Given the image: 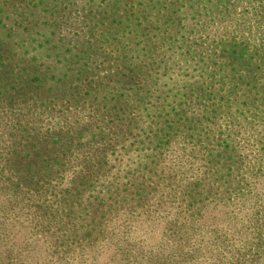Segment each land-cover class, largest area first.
Returning <instances> with one entry per match:
<instances>
[{
    "label": "rangeland",
    "instance_id": "374dc122",
    "mask_svg": "<svg viewBox=\"0 0 264 264\" xmlns=\"http://www.w3.org/2000/svg\"><path fill=\"white\" fill-rule=\"evenodd\" d=\"M110 1L0 0L54 32L1 68L0 264H264V0ZM24 123L67 141L16 170Z\"/></svg>",
    "mask_w": 264,
    "mask_h": 264
},
{
    "label": "trees",
    "instance_id": "16d2710c",
    "mask_svg": "<svg viewBox=\"0 0 264 264\" xmlns=\"http://www.w3.org/2000/svg\"><path fill=\"white\" fill-rule=\"evenodd\" d=\"M104 1H107V0H104ZM127 1L136 2L137 0H118L119 4L117 3V0L110 1V2H112L114 5H116V7H121V6L125 5L127 3ZM141 1H147V0H141ZM110 2H107V3L109 4ZM53 3H56V0H53ZM139 4H141V3H138V5ZM149 4H151V6L153 8L155 7V4H153V3H149ZM141 6H143V5H141ZM144 6H146V5H144ZM41 7H42V9H41L42 12H46L48 10V8L45 4H42ZM108 7H110V6L106 5V8H108ZM138 7L139 6L134 5L133 9L136 11ZM102 8H103V5L100 7V10H98V11L102 12ZM118 10H119L118 8L114 9L111 12V14L115 16L118 13ZM104 13L107 15V12H104ZM3 14H5V13H3ZM24 14H26V12H24ZM33 15H34V13L30 12V14L28 15V20H30V21H28L26 23V25H23V26L18 25L17 27H15V30L13 32H11V33L8 32V33H6V35L0 33V89L2 88L3 84L9 86L8 84L10 81L8 79V76L6 74H2L4 69H1L3 67L6 68L7 62H10L11 64H15L13 67L24 64L23 59L25 58V55L29 53V51L25 47L28 45L29 42L34 43L35 38H38L37 51L40 54H42V49L44 48L43 43L48 42V38H50V37L52 38L54 36L53 30H50L48 32L47 20H44L45 23L36 22L33 19H31L33 17ZM133 15H134V13H130L129 17H126V19L129 21L133 20L132 19ZM104 17L106 18L107 16L104 15ZM104 17H102V18H104ZM92 21H95V20L89 18L90 24H92ZM55 22H56V19L53 20V27L56 28V25L54 24ZM95 22H97V25H93V26L99 30L101 28L106 27L105 23H101L98 21H95ZM43 26L45 29L42 28ZM10 30H11V28L9 29V31ZM41 30H44V32H41ZM99 35L102 36L103 34L100 33ZM31 36H32L33 40H30ZM96 41H98V43H100L99 36L96 37ZM242 52H243V49L238 48V45H236L235 49L232 51V53L235 54V56H236L234 61H232L233 69L242 67L245 65L246 62H248V61H246V59L241 54L238 55V53H242ZM88 53H85V54H88ZM241 56H242V60L240 61L239 59H241ZM33 62H35L34 59L29 60L26 57L25 66L29 67V68H27V69L21 68L20 71L17 73H14L13 67L10 68V73L13 76L20 75L21 72L23 73V75L18 76V79L22 84L24 83V85H21V87L23 88V90H26V91L31 90L32 81L36 82L37 87H39L42 84V80L43 79L45 80V78L49 77V75L46 74L45 75L46 77L41 78L40 74L38 76V73L33 69L34 67L44 65V62H41L39 64H37V62L33 64ZM140 62H143V61H140ZM249 62H250V60H249ZM181 67H183V66L180 65L179 68H181ZM250 68H251V63H250ZM257 68L260 69V67H257ZM167 71H169V70L167 69ZM259 73H261V71ZM261 74H263V73H261ZM90 76H91V81L94 82L95 78L91 74H90ZM50 79H51V81H53L54 77L51 75ZM104 89L109 91L108 87H104L102 90H100L98 92V94H102ZM0 94H1V92H0ZM76 97H78V95H76ZM64 98H65V96H64ZM73 102H74V100H73ZM23 126H24V132L26 134L24 136H22L21 138L12 139V143H14V145L11 146V151H10L11 155H12L11 161L16 164L14 166L16 170H17V167H20L24 164V163H22V161L18 160L20 155L27 156L29 158V160H31L33 157L41 158L43 156H48V157H51V159H53L56 155L59 154V153H57V149L59 147V144L67 141L66 138H63V136H61V133L53 136L52 139L49 138L48 136H46V137H44V139H42L41 136L35 135V133H34L35 128L33 126V123H24ZM52 163H55V162L53 161ZM47 164H49L48 160L47 161L46 160L39 161V165H41V166H45ZM42 170H44V169H42ZM45 174L46 175H44V176L43 175H38V176L40 177V179L44 178V180H46L49 177V175H48V173H45ZM96 176H98V173L96 174ZM96 180L98 181V178ZM35 185L38 186L39 184H35Z\"/></svg>",
    "mask_w": 264,
    "mask_h": 264
}]
</instances>
